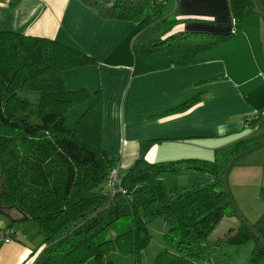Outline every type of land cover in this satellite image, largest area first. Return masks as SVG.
<instances>
[{
    "label": "trees",
    "instance_id": "1",
    "mask_svg": "<svg viewBox=\"0 0 264 264\" xmlns=\"http://www.w3.org/2000/svg\"><path fill=\"white\" fill-rule=\"evenodd\" d=\"M80 1L102 19L139 16L132 43L134 76L187 66L199 52L232 37L173 33L181 23L171 19L175 0ZM95 64L58 42L0 32L1 203L18 207L40 231L42 240L29 264H115L113 253L137 260L148 243L146 223L158 217L167 226L164 239L172 251L160 252L154 264L209 262L220 244L241 245L252 238L250 264H264V243L243 223L209 241L224 217L237 215L221 178L230 160L249 148L247 142L218 151L212 162L154 164L145 159L149 142L120 173L119 157L101 148V91H67L62 80L65 70ZM192 104L170 112H183ZM259 120L244 123L253 128ZM114 170L118 182L112 184ZM187 171L205 172L210 179L171 189L162 180L167 173ZM7 229L12 227L2 230Z\"/></svg>",
    "mask_w": 264,
    "mask_h": 264
},
{
    "label": "crops",
    "instance_id": "2",
    "mask_svg": "<svg viewBox=\"0 0 264 264\" xmlns=\"http://www.w3.org/2000/svg\"><path fill=\"white\" fill-rule=\"evenodd\" d=\"M171 17L181 22L173 33L232 37L187 66L134 76L139 16L102 19L80 0H0V32L49 39L96 61L63 71L62 80L67 91H101V148L124 167L149 142L145 159L154 164L214 159L255 139L244 123L264 110V15L254 0H175ZM189 101L188 110L170 112ZM3 191L0 173V229L13 230L0 243V264H29L40 231L18 207L2 205Z\"/></svg>",
    "mask_w": 264,
    "mask_h": 264
},
{
    "label": "rangeland",
    "instance_id": "3",
    "mask_svg": "<svg viewBox=\"0 0 264 264\" xmlns=\"http://www.w3.org/2000/svg\"><path fill=\"white\" fill-rule=\"evenodd\" d=\"M248 128L252 133L251 136L255 139L246 141V146L250 148L264 141L257 137L260 130H264V118H261L253 128ZM205 160L212 162L214 159H203L201 161ZM124 161L126 162V160ZM130 166L126 165L124 167L119 162L117 170L123 173ZM209 179L210 176L201 171L167 173L162 177L168 189L194 187L207 183ZM225 182L237 215L231 218L224 217L209 235V241L216 242L224 238L230 230L237 229L243 223L250 231L255 233L256 240L264 243V145L258 146L237 158L231 166ZM146 229L148 243L140 251L137 260L131 254L122 255L113 253L111 259L115 264H154L156 256L160 252L172 251L171 247L165 243L164 235L168 229L161 217L148 221ZM37 231L39 230L37 229ZM36 240H38L37 245H34L33 250L40 244L42 236ZM254 240L252 238L241 245L220 244L210 254L209 262L197 259L194 260V264H250L255 247Z\"/></svg>",
    "mask_w": 264,
    "mask_h": 264
},
{
    "label": "water",
    "instance_id": "4",
    "mask_svg": "<svg viewBox=\"0 0 264 264\" xmlns=\"http://www.w3.org/2000/svg\"><path fill=\"white\" fill-rule=\"evenodd\" d=\"M255 4H256L258 10L260 11V13H261L262 15H264V10H262V9H260V8L258 7V4H257L256 1H255ZM261 145H264V141H262L261 143H258L257 145H255V146H253V147H250V148H248L247 150H245V151H243V152H241V153L235 155V156L230 160V162L228 163L227 168H226V170H225V172H224V174H223V176H222V178H221V181H222V184H223V186H224V189H225V191L227 192L228 195H229V192H228V190H227L225 180H226V176H227V174H228V172H229L231 166L233 165V163L235 162V160H236L237 158H239L240 156H242V155L248 153L249 151H252L253 149H255V148H257L258 146H261ZM229 200L231 201V197H230V195H229ZM231 203H232V202H231ZM232 205H233V204H232ZM251 233H252L253 236L257 239L255 233H254L253 231H251Z\"/></svg>",
    "mask_w": 264,
    "mask_h": 264
},
{
    "label": "built area",
    "instance_id": "5",
    "mask_svg": "<svg viewBox=\"0 0 264 264\" xmlns=\"http://www.w3.org/2000/svg\"><path fill=\"white\" fill-rule=\"evenodd\" d=\"M256 119V118H264V110H262L261 112L253 115L252 117H249L246 119V121H250L252 119ZM247 126V124H246ZM110 179L112 180V184L115 182L117 183V171L114 170L112 173H111V176H110ZM13 234V231L11 229H7V230H2L0 231V243H4V242H9L12 240L11 236Z\"/></svg>",
    "mask_w": 264,
    "mask_h": 264
}]
</instances>
